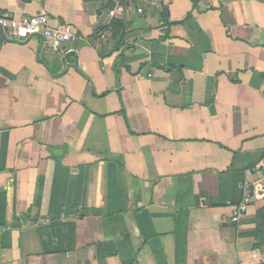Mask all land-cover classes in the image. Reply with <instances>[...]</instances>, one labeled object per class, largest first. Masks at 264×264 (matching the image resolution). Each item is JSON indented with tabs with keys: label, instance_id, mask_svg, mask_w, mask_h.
Listing matches in <instances>:
<instances>
[{
	"label": "crops",
	"instance_id": "1",
	"mask_svg": "<svg viewBox=\"0 0 264 264\" xmlns=\"http://www.w3.org/2000/svg\"><path fill=\"white\" fill-rule=\"evenodd\" d=\"M0 9L73 27L0 30V264H264V0Z\"/></svg>",
	"mask_w": 264,
	"mask_h": 264
},
{
	"label": "built area",
	"instance_id": "2",
	"mask_svg": "<svg viewBox=\"0 0 264 264\" xmlns=\"http://www.w3.org/2000/svg\"><path fill=\"white\" fill-rule=\"evenodd\" d=\"M0 27L4 30H9L12 37L16 39L39 36L54 49L61 51L64 50V44L73 38V27L71 24L58 22L51 25L49 24L48 16L44 13L22 15L0 9ZM68 51L71 50H66V52ZM243 192L240 201L233 208L230 215V221L234 224L240 223L252 204V191L249 186H245ZM45 221L47 222L48 219Z\"/></svg>",
	"mask_w": 264,
	"mask_h": 264
},
{
	"label": "trees",
	"instance_id": "3",
	"mask_svg": "<svg viewBox=\"0 0 264 264\" xmlns=\"http://www.w3.org/2000/svg\"><path fill=\"white\" fill-rule=\"evenodd\" d=\"M122 25L123 23L118 18H112L109 23L111 28ZM252 222L255 224V229L245 235L253 237L255 239L254 246L260 247L264 243V200L263 205L256 211Z\"/></svg>",
	"mask_w": 264,
	"mask_h": 264
},
{
	"label": "water",
	"instance_id": "4",
	"mask_svg": "<svg viewBox=\"0 0 264 264\" xmlns=\"http://www.w3.org/2000/svg\"><path fill=\"white\" fill-rule=\"evenodd\" d=\"M0 30H2V28L0 27Z\"/></svg>",
	"mask_w": 264,
	"mask_h": 264
}]
</instances>
